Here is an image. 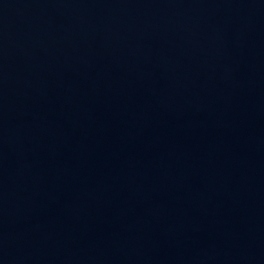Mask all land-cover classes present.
<instances>
[{"label": "water", "instance_id": "95a60500", "mask_svg": "<svg viewBox=\"0 0 264 264\" xmlns=\"http://www.w3.org/2000/svg\"><path fill=\"white\" fill-rule=\"evenodd\" d=\"M0 264H264V0H0Z\"/></svg>", "mask_w": 264, "mask_h": 264}]
</instances>
